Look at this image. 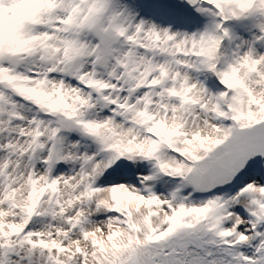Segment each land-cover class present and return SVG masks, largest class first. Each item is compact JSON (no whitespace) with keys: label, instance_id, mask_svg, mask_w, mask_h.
Returning <instances> with one entry per match:
<instances>
[{"label":"snow or ice","instance_id":"snow-or-ice-1","mask_svg":"<svg viewBox=\"0 0 264 264\" xmlns=\"http://www.w3.org/2000/svg\"><path fill=\"white\" fill-rule=\"evenodd\" d=\"M0 264H264V0H0Z\"/></svg>","mask_w":264,"mask_h":264}]
</instances>
